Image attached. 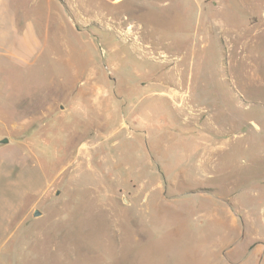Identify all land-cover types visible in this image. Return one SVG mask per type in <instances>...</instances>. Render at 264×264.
<instances>
[{"label":"rangeland","instance_id":"374dc122","mask_svg":"<svg viewBox=\"0 0 264 264\" xmlns=\"http://www.w3.org/2000/svg\"><path fill=\"white\" fill-rule=\"evenodd\" d=\"M38 5L0 131L43 173L36 264H264V0Z\"/></svg>","mask_w":264,"mask_h":264},{"label":"crops","instance_id":"0c3cea01","mask_svg":"<svg viewBox=\"0 0 264 264\" xmlns=\"http://www.w3.org/2000/svg\"><path fill=\"white\" fill-rule=\"evenodd\" d=\"M26 3V8L23 3ZM40 0H0V131L20 128L16 121H8V114L18 106L10 102L9 81L3 72L31 68L40 47V36L34 22L33 9ZM27 10V15L23 10ZM3 138L0 133V139ZM37 156L20 143L9 140L0 145V264H36L38 258V224L42 217H34L33 204L27 207L26 198H38L45 188L43 173ZM67 216L63 218L66 223ZM70 221V220H69ZM37 237V239H36ZM226 239L222 248L229 247ZM240 261L230 264H257L259 247L248 246ZM225 253V251H224Z\"/></svg>","mask_w":264,"mask_h":264},{"label":"water","instance_id":"95a60500","mask_svg":"<svg viewBox=\"0 0 264 264\" xmlns=\"http://www.w3.org/2000/svg\"><path fill=\"white\" fill-rule=\"evenodd\" d=\"M9 142V139L8 138H1L0 139V145H4V144H7ZM41 215V212L39 211V210H35L34 212H33V216L34 217H38V216H40Z\"/></svg>","mask_w":264,"mask_h":264},{"label":"bare ground","instance_id":"6f19581e","mask_svg":"<svg viewBox=\"0 0 264 264\" xmlns=\"http://www.w3.org/2000/svg\"><path fill=\"white\" fill-rule=\"evenodd\" d=\"M129 35V34H128Z\"/></svg>","mask_w":264,"mask_h":264}]
</instances>
